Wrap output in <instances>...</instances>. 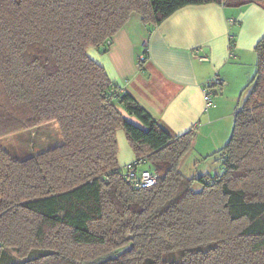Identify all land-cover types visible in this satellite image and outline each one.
<instances>
[{
    "label": "trees",
    "instance_id": "16d2710c",
    "mask_svg": "<svg viewBox=\"0 0 264 264\" xmlns=\"http://www.w3.org/2000/svg\"><path fill=\"white\" fill-rule=\"evenodd\" d=\"M212 3L264 8L262 0H0V139L56 122L63 140L24 160L0 147V264H264V36L232 135L216 153L222 173L199 180L182 172L196 130L172 136L88 55L107 53L133 14L151 32L186 6ZM119 130L136 156L124 172ZM145 170L155 186L134 183Z\"/></svg>",
    "mask_w": 264,
    "mask_h": 264
},
{
    "label": "crops",
    "instance_id": "0c3cea01",
    "mask_svg": "<svg viewBox=\"0 0 264 264\" xmlns=\"http://www.w3.org/2000/svg\"><path fill=\"white\" fill-rule=\"evenodd\" d=\"M135 17L139 29L132 32L129 21L112 38L107 53L90 48L88 55L172 136L196 130L186 161L219 158L216 153L232 135L242 91L256 71L255 46L264 36V8L257 4L241 8L216 3L186 6L151 32ZM232 34L236 36L233 51ZM145 43L148 55L141 70L138 58ZM215 77L224 85L214 104L207 107L204 88ZM117 138L119 165L127 167L136 156L123 130Z\"/></svg>",
    "mask_w": 264,
    "mask_h": 264
},
{
    "label": "rangeland",
    "instance_id": "374dc122",
    "mask_svg": "<svg viewBox=\"0 0 264 264\" xmlns=\"http://www.w3.org/2000/svg\"><path fill=\"white\" fill-rule=\"evenodd\" d=\"M136 15L140 17L138 14H135L132 16L131 20H129L131 21L130 28L132 32L136 28L139 29L137 26L138 24H136V20H134L136 18ZM248 92L249 90L242 92L240 99V108L243 106ZM215 99L216 97L213 98V104ZM120 110L123 112V115L128 121L132 122L136 126L143 127L142 123L136 117L131 116L122 107H120ZM62 142L63 140L58 124L56 122H51L37 128L25 130L18 134L1 138L0 147L6 150L13 158L24 160L28 157L36 156L39 153L45 152L58 145H61ZM191 163L192 161L188 162L185 159L184 166L182 165V172L188 178H195L196 180H199L200 178L214 177L215 175L222 173L223 167L218 157L211 158L206 162L204 161L198 163L196 160L192 164ZM121 170L122 172H124L127 169L126 167H121ZM201 188L202 184L199 181H196L194 183L193 189L195 191H199L201 190ZM9 253L15 255V252L12 250H9Z\"/></svg>",
    "mask_w": 264,
    "mask_h": 264
},
{
    "label": "built area",
    "instance_id": "2783aa9c",
    "mask_svg": "<svg viewBox=\"0 0 264 264\" xmlns=\"http://www.w3.org/2000/svg\"><path fill=\"white\" fill-rule=\"evenodd\" d=\"M146 45L147 44L145 43L143 47H145ZM202 60L205 61V60H207V58L204 57V58H202ZM141 61L145 62V61H147V58L142 55ZM223 85H224V81L219 77H215L212 81H210L205 86L204 93H205V99H206L207 107L212 106L213 98L216 97V95L218 93V89L220 87H222ZM143 163H146V161H143ZM130 167H129V169H130L129 178L133 179L135 177V172ZM157 182H158L157 176L154 173H152L150 170H145L137 177V180L134 183L138 187L149 188V187L155 186L157 184Z\"/></svg>",
    "mask_w": 264,
    "mask_h": 264
}]
</instances>
